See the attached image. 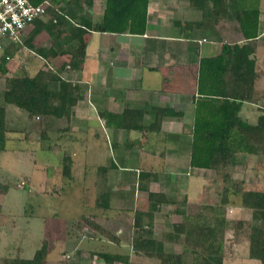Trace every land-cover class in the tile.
<instances>
[{
  "label": "trees",
  "instance_id": "trees-1",
  "mask_svg": "<svg viewBox=\"0 0 264 264\" xmlns=\"http://www.w3.org/2000/svg\"><path fill=\"white\" fill-rule=\"evenodd\" d=\"M48 1L46 19L36 20L27 33L26 40L16 49L26 47L36 55L46 59L49 54L55 56L54 48L46 52L37 49L32 41L42 31L51 32L68 26L66 38L78 39L88 31L103 29L104 33L129 34L142 36L147 27V6L149 0H105L101 18L92 22L84 16L83 8L91 7L92 0H31L35 5ZM209 0H205L208 2ZM214 14L229 9V17L237 22L244 38L243 44H224L219 55L199 61L195 94L192 95L194 120L190 129V160L193 169L213 171L226 184L231 177L222 172L224 168L237 165V155L264 156V107H260V115L255 123H250L240 116L243 103L258 102L255 99V83L258 71L255 68L254 41L260 36L258 1L253 7H236L230 9V3L224 0H211ZM228 6V8H227ZM226 11V10H225ZM233 11V12H231ZM227 13V12H224ZM219 16V15H218ZM60 32L57 34V39ZM15 49V50H16ZM15 50H12L14 53ZM3 53L0 60V77H4L3 103L13 105L25 112L28 119H43L50 123L53 119L65 120L67 123L73 115V108L83 98V93L69 80L62 77L64 70H79L85 58V45L79 47L68 63L58 68L39 70L35 76L5 77L6 64L13 53ZM10 55V56H9ZM152 116V121L144 123V115ZM181 112L169 107H152L150 110L125 109L120 114L102 112L100 116L105 124L114 129L129 133L136 131L143 139L150 134L161 132V123L165 119L180 118ZM44 127V126H43ZM42 127V128H43ZM40 129V138L47 139V133ZM67 127L64 131L69 130ZM5 107L0 106V152L5 151L8 140ZM134 146V144H133ZM46 150H50L48 147ZM72 159L68 153L63 154L62 175L72 179ZM109 168H115L112 164ZM152 178L151 172H140L138 188L147 191L144 209L133 211L131 227L135 236L128 239L132 252L159 261V264H223L224 252L222 239L225 230H232L235 241L245 238L248 243V257L258 264H264V229L251 221L233 219L226 220L220 216L212 220L205 219L202 224L187 225L186 239L192 242L191 252L173 254L166 252L163 242L153 235L155 215L170 202L163 191L150 192L147 183ZM233 182V181H232ZM231 182V183H232ZM9 186L0 182V196L9 191ZM219 206L228 204L229 189L224 188ZM240 197V207L252 211L254 221L264 220V191L250 189L243 192L232 191ZM109 194L105 191L97 193V207L103 211L108 209ZM85 224L95 233L109 242L119 245L122 239L110 229L100 225L94 219L84 218ZM176 235L182 233L184 226L173 224ZM170 238L172 235L167 234ZM175 235V236H176ZM49 245L43 241L30 259L16 257L8 264H47ZM100 259L107 263L128 264L127 256L99 253ZM190 260V261H189ZM59 264H69L61 260Z\"/></svg>",
  "mask_w": 264,
  "mask_h": 264
},
{
  "label": "crops",
  "instance_id": "crops-1",
  "mask_svg": "<svg viewBox=\"0 0 264 264\" xmlns=\"http://www.w3.org/2000/svg\"><path fill=\"white\" fill-rule=\"evenodd\" d=\"M257 1L260 9V36L254 41L255 53L251 56L255 59L256 70L264 65L263 0H224L223 3H230L229 8L232 9L233 5L253 7ZM104 2L105 0H92L91 7L85 6L82 13L96 23L101 18ZM228 13L229 9L224 8V11L214 14L211 0H149L147 27L142 36L104 33L99 29L88 31L78 39L68 40V26L65 24L58 30L42 31L32 41L35 46L34 41L43 33L46 34L51 38V43L48 47L41 48L46 52L54 48L57 54H49L46 59L37 56L42 62L28 77L35 76L39 70L47 67L58 68L68 63L79 47L85 45V58L81 68L70 70L66 66L62 77L83 93V98L73 108L70 132L66 130V133H77V138L68 143L75 148L71 158L73 182L76 181L74 168L80 165L83 170L82 181L86 183L94 207L98 205L99 191L109 194V207L105 213L112 209L135 210L141 206L142 200L147 197V191L138 188L140 172L152 173L147 189L150 192L163 191L170 205L175 206L173 198L184 200L192 186L203 190L205 183L202 178L209 171L189 166L190 129L194 120L192 95L195 94L199 61L219 55L224 44L244 43L237 22ZM45 19L46 17L42 20ZM59 32L60 37L57 39ZM12 49L16 48L7 49L3 53L10 50L13 53ZM8 62L5 77H14L10 74L12 71ZM56 62L60 63L59 66H54ZM15 68L12 69L13 74H16ZM1 79L0 95L3 101L4 77ZM254 90L255 97L263 95L257 93L256 83ZM4 107L6 118L7 105ZM152 107H169L183 115L163 120L161 132L150 134L145 139L136 131L126 133L107 126L100 116L102 112L120 114L128 108L148 111ZM259 108L257 104L245 102L240 116L255 123L260 115ZM12 114L15 120L21 119L22 114L17 110ZM250 118L254 121L251 122ZM28 121L32 122L30 119ZM151 121L152 116L146 113L144 123ZM27 126L25 125L26 128ZM43 128L47 133V126ZM7 129L14 130L8 126ZM99 133H103L102 138L107 144L111 143L116 152L114 157L110 148L107 150V144L102 147L104 141L100 140ZM7 138L9 139L8 136ZM130 161L137 164L136 167L129 166ZM112 164L115 168H109ZM85 169H89L90 173L86 175ZM0 182L7 184L3 179ZM114 193L115 198L112 197ZM77 197L85 203L86 199L83 197V201L80 193Z\"/></svg>",
  "mask_w": 264,
  "mask_h": 264
},
{
  "label": "rangeland",
  "instance_id": "rangeland-1",
  "mask_svg": "<svg viewBox=\"0 0 264 264\" xmlns=\"http://www.w3.org/2000/svg\"><path fill=\"white\" fill-rule=\"evenodd\" d=\"M261 10L264 13V0ZM50 43L51 38L44 33L36 39V42L34 41L37 49L48 47ZM11 48L16 47L12 45L9 49ZM13 55L15 56L8 63L12 71L10 74L14 77L33 74L42 62L38 59V55L26 47L16 49ZM59 64L56 62V65H53L59 66ZM14 67L16 74H13ZM257 71L259 74L256 83L257 93L263 95L256 96L258 102L254 104L264 107V65L257 68ZM0 106H6L1 95ZM6 109L7 126L14 130L7 133L9 139L6 142V149L0 152V179L10 187L6 195L0 196V264H8L17 256L22 259L32 258L33 253L41 247L44 240L49 245L47 264H59L61 260L69 264H110L106 259H100L99 253L127 256L128 264H159L155 259L135 255L132 252L128 239L135 236V231L131 227L133 209L119 211L112 209L109 213H105L94 207L86 183L82 181L83 170L80 165L74 168L75 182L73 176L72 179L63 177V154L68 153L72 158L75 148L68 143L77 138V133L70 135L64 131L71 125V118L69 123L64 119H53L45 125L46 122L38 118L29 123L24 111L13 105H7ZM14 110L22 114L21 119L15 120L12 114ZM250 121L254 120L250 118ZM25 125H28L27 128ZM43 126H47L48 136L44 140L40 138V129ZM99 134L100 140L104 141L102 146L104 147L107 143L105 139L103 140V133ZM128 137L131 139V136ZM82 138L81 136L80 139ZM105 146L107 150L110 148L112 156H115L116 152L111 143ZM47 147L49 151L46 150ZM135 165L137 164L133 161L129 162V166L136 167ZM221 171L227 173L233 182L225 184L215 172H208L202 178L205 183L203 190L192 186L184 200L173 198L175 206L166 205L155 215L152 232L157 240L163 242L166 252L173 254L182 253L184 250L191 252L192 242L187 241L188 233H185L188 229L187 225L202 224L205 219L212 220L222 216L226 220H247L264 229V220L254 221L252 211L240 207V197L232 194L233 190L264 191V156L238 154L237 165ZM72 172L71 168V174ZM88 172L90 173V170L85 169L86 175ZM132 172L128 173L129 177ZM225 187L229 189L228 204L221 207L219 203ZM79 193L83 201L86 199L85 203L81 199L79 201L77 197ZM115 196L116 193L112 195L113 198ZM142 203L135 210L145 208L146 197ZM84 218L94 219L110 229L122 239V242L116 245L102 238L85 224ZM173 224L184 226L181 234L176 235ZM167 234L173 237L169 239ZM222 248L223 264H258L248 257L246 239L240 238L236 242L232 230L224 231Z\"/></svg>",
  "mask_w": 264,
  "mask_h": 264
},
{
  "label": "built area",
  "instance_id": "built-area-1",
  "mask_svg": "<svg viewBox=\"0 0 264 264\" xmlns=\"http://www.w3.org/2000/svg\"><path fill=\"white\" fill-rule=\"evenodd\" d=\"M48 5V1L35 5L31 0H0V53L22 45L34 21L45 18Z\"/></svg>",
  "mask_w": 264,
  "mask_h": 264
},
{
  "label": "water",
  "instance_id": "water-1",
  "mask_svg": "<svg viewBox=\"0 0 264 264\" xmlns=\"http://www.w3.org/2000/svg\"><path fill=\"white\" fill-rule=\"evenodd\" d=\"M100 31H101V32H103V29H102V28H100Z\"/></svg>",
  "mask_w": 264,
  "mask_h": 264
}]
</instances>
